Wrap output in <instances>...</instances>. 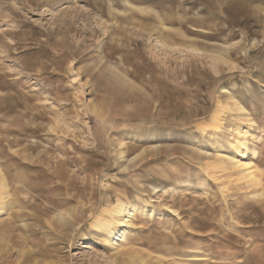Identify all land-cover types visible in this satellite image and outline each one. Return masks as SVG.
<instances>
[{
  "label": "rangeland",
  "instance_id": "rangeland-1",
  "mask_svg": "<svg viewBox=\"0 0 264 264\" xmlns=\"http://www.w3.org/2000/svg\"><path fill=\"white\" fill-rule=\"evenodd\" d=\"M0 174V264H264V0H0Z\"/></svg>",
  "mask_w": 264,
  "mask_h": 264
},
{
  "label": "bare ground",
  "instance_id": "bare-ground-1",
  "mask_svg": "<svg viewBox=\"0 0 264 264\" xmlns=\"http://www.w3.org/2000/svg\"><path fill=\"white\" fill-rule=\"evenodd\" d=\"M230 109L231 107L229 105H222L221 109H219L218 112L221 113L224 110H230ZM239 135H242V137H244V140L239 141L240 144L238 145V147H236L235 153L230 154L226 152L225 149H223V151H221L220 154V159H218V161L216 163H213L211 166L212 168L218 167L217 169L226 170L228 165H230L229 163L234 161L235 163L232 162L231 166L233 168H240L244 170L243 174L244 176H246L244 178L247 179L246 181H248L249 185L251 184L252 187L254 185L259 186L260 185V179L258 176L259 169L256 166H254L253 162L251 161L250 162H243L242 160L239 161L240 157L247 155L248 152L251 150L247 142V139L245 137V133L241 131L239 132ZM210 164L207 165L210 166ZM0 175L2 177V189L4 191V196H5L8 193L7 190L8 188L6 181L3 178L4 176H2V174ZM257 194H254V196H256ZM259 196H261V193L260 195L258 194V197ZM2 206L3 203H0V211ZM127 207L128 206H126L124 202H118L113 209H110L108 211L109 220H105L103 218L98 217V219H96L95 221V226L104 232L103 240L108 242V244H110L112 247L118 246V242L126 240L128 230L132 224V220L135 214L139 211L137 207L134 206H131L129 208Z\"/></svg>",
  "mask_w": 264,
  "mask_h": 264
}]
</instances>
